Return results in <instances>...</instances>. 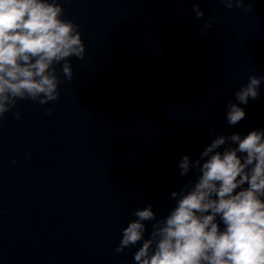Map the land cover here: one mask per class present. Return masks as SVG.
<instances>
[{
	"label": "clouds",
	"instance_id": "1",
	"mask_svg": "<svg viewBox=\"0 0 264 264\" xmlns=\"http://www.w3.org/2000/svg\"><path fill=\"white\" fill-rule=\"evenodd\" d=\"M222 2L229 10L244 4ZM193 11L203 18L198 3ZM62 17L56 0H0V118L18 100L56 101V66L73 79L71 58L83 60L85 44L79 25ZM262 81L264 76L250 75L235 92L239 103L227 107L229 125L245 118L239 105L258 98ZM178 168L181 176L190 170L199 175L171 192L176 204L163 219L152 205L133 209L135 219L122 230L116 252L141 244L136 264H264V129L216 136L199 158L184 155ZM149 221L154 223L145 238Z\"/></svg>",
	"mask_w": 264,
	"mask_h": 264
}]
</instances>
